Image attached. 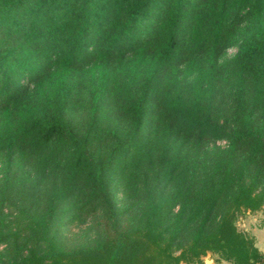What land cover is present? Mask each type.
<instances>
[{"label": "trees", "instance_id": "trees-1", "mask_svg": "<svg viewBox=\"0 0 264 264\" xmlns=\"http://www.w3.org/2000/svg\"><path fill=\"white\" fill-rule=\"evenodd\" d=\"M0 155V264H264V0H0Z\"/></svg>", "mask_w": 264, "mask_h": 264}, {"label": "rangeland", "instance_id": "rangeland-1", "mask_svg": "<svg viewBox=\"0 0 264 264\" xmlns=\"http://www.w3.org/2000/svg\"><path fill=\"white\" fill-rule=\"evenodd\" d=\"M237 51V47L234 46L232 48H230L226 54L224 55V58H228V57H231L235 54V52ZM218 144H220L221 146H225L226 145V142H219ZM4 163V159H3V156L0 155V166ZM124 203V193L122 191H119L116 195V204L118 206L120 205H123ZM103 217V213L101 212L98 216V220H101ZM115 221H117L119 218L115 217L113 218ZM111 221V224L113 223V221ZM93 219H90L85 225L83 226H78V225H69V226H66L64 229H63V234L65 236H68V237H73V236H76L82 232H84L89 226H91L93 224ZM122 222V221H120ZM237 224H238V227L239 229H241L242 231L248 233V234H252L253 230H255L256 227L258 228H261L259 227L260 225L261 226H264V212L263 211H259V212H256V213H243L241 214L239 217H238V221H237ZM101 229V232L104 231V227L101 226L100 227ZM97 233H96V230H92L90 232V238L91 239H95L97 237ZM4 245H1L0 246V250L4 249ZM214 257L215 256H211V255H208V256H205L204 259L206 260V263L208 264H211L214 262ZM224 264H230L228 262H224Z\"/></svg>", "mask_w": 264, "mask_h": 264}, {"label": "crops", "instance_id": "crops-1", "mask_svg": "<svg viewBox=\"0 0 264 264\" xmlns=\"http://www.w3.org/2000/svg\"><path fill=\"white\" fill-rule=\"evenodd\" d=\"M261 228L256 227L252 232V236L255 239V243L257 247L264 253V226H259Z\"/></svg>", "mask_w": 264, "mask_h": 264}]
</instances>
